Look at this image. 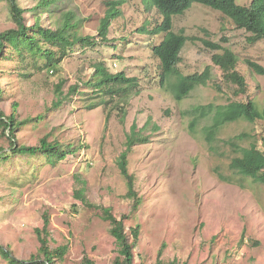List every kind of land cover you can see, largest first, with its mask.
<instances>
[{"label":"rangeland","instance_id":"obj_1","mask_svg":"<svg viewBox=\"0 0 264 264\" xmlns=\"http://www.w3.org/2000/svg\"><path fill=\"white\" fill-rule=\"evenodd\" d=\"M38 1L17 0L26 24L39 19L55 29L70 11L79 20L77 33L93 36L95 44L73 46L52 72L42 68L45 57L35 48L0 59V111L9 115L16 103V119H32L16 127V144L37 145L45 137L74 149L54 163L42 154L0 160V246L18 260L12 263L0 253V264H30L40 245L35 229L44 226L45 216L50 247L66 246L53 264H114L119 247L103 207L117 217L128 215L124 229L132 241L133 264H264V170L255 179L228 170L234 136L247 133L250 138L237 143L247 146L252 140L264 149V118L225 123L211 143L204 132L210 118L189 127L195 105L252 100L264 110V75L246 65L249 59L264 66V40L248 41L250 34L229 17L200 3L174 15L172 30L189 37L178 72L200 73L206 66L210 71L206 85L178 101L170 87L158 84V60L151 49L163 33L152 29L162 17L150 0H120L104 40L98 27L110 2L119 0H56L46 9L35 8ZM14 26L8 4L0 0V31ZM202 39L236 54L244 93H236L237 85L224 78L211 60L214 50ZM98 62L110 73L135 77L139 92L128 98L101 96L86 86ZM60 80L62 95L56 92ZM74 85L77 90L71 92ZM132 125L148 138L127 156L141 199L136 210L133 199L125 197L128 185L118 167ZM9 148L7 131L0 127V153ZM82 188L85 201L76 194ZM135 224L140 229L133 242L129 229ZM37 261L41 264L43 257L37 255Z\"/></svg>","mask_w":264,"mask_h":264},{"label":"trees","instance_id":"obj_2","mask_svg":"<svg viewBox=\"0 0 264 264\" xmlns=\"http://www.w3.org/2000/svg\"><path fill=\"white\" fill-rule=\"evenodd\" d=\"M9 7L10 15L14 22V27L0 31V59L10 58L11 56L24 55V50H32L35 48L39 54L45 57L42 68L47 71H56L59 63L68 56L70 49L75 45L81 47L92 46L95 44L93 36H81L77 33L79 20L70 11L64 13L61 23L55 28L44 27L36 19L33 24L28 25L24 20V10L18 5L17 0H4ZM56 0H39L35 8H50ZM152 4L161 14V22L152 29V33H163L161 40L152 46V53L158 60V84L161 87H170L174 98L178 101L182 100L189 93L200 85H206L210 78L209 67L206 66L202 72L192 73L188 75H180L177 69V63L180 60V52L185 42L189 40L183 32H175L172 30V17L182 14L193 3H200L212 9L221 11L229 17L237 28L244 29L250 35L248 41L255 42L264 40V0H251L248 5H239L235 0H151ZM122 2L111 1L110 6L105 12L100 25L98 27V36L104 40L107 38L108 26L110 19L119 14L118 6ZM139 31L143 32L141 28ZM46 46H40V43ZM203 44L214 53L211 55L212 62L219 66L223 71L225 79L237 85L236 93H244L246 91V81L244 77L237 72L236 65L238 58L236 54L229 48L221 46L207 39H202ZM56 47L57 49H52ZM246 65L249 69L259 75H264V66L258 62L246 59ZM94 71L84 84L93 91H97L101 96L117 95L119 98H128L132 94L139 92V86L135 77H128L122 71L110 73L103 62L93 65ZM63 80L56 86L57 94L62 95L61 86ZM71 92L77 90V85L71 87ZM2 89L0 86V100L2 98ZM60 100L56 102L59 104ZM16 103L12 105V111L9 115H4L0 111V127L3 132L7 131L10 139L9 151L0 153V160H7L15 154H42L47 157L49 162H56L66 158L68 153L74 151L70 145L64 146L58 141L53 143L46 141L45 137L41 138L37 145H17L14 139V131L19 124L28 122L32 119L18 121L15 117ZM192 119L189 127L194 129L198 120L202 118H210L209 125L204 127L205 139L211 143L218 129L228 122L238 120H246L254 122L257 119L264 118V110L257 108L252 100L247 101H230L225 104L207 103L203 105H195L191 108ZM247 133H240L229 139L232 151L235 153L228 163V170L236 175L255 179L264 170V149L257 146L255 141L250 140L247 146H242L236 140L249 139ZM148 142L147 136L142 134L140 130H136V126L132 125L129 134L126 137L125 149L118 157V167L121 174L125 177L128 190L125 197L133 199L132 208L136 210L141 203L140 197L136 194L133 187V175L128 172L127 156L132 146ZM264 144V142H263ZM77 197L84 200L83 188L77 191ZM103 219L110 223V233L115 238L119 247V256L114 264H133L132 241L130 242L124 229V220L128 215L121 214L119 217L112 214L109 207H103ZM48 218L44 217V226L36 228V234L40 242L37 254L33 255L30 264H37V255L43 257L41 264H53L55 259L62 258L66 246L51 248L48 243L49 232L47 230ZM139 224L130 227V235L133 242L139 235ZM162 249L159 251V255ZM0 253L12 263L18 260L12 258L7 250L0 246ZM28 264L26 261H21ZM90 264V263H89Z\"/></svg>","mask_w":264,"mask_h":264},{"label":"clouds","instance_id":"obj_3","mask_svg":"<svg viewBox=\"0 0 264 264\" xmlns=\"http://www.w3.org/2000/svg\"><path fill=\"white\" fill-rule=\"evenodd\" d=\"M150 1H151V0H150ZM151 4H152V2H151ZM152 6H154V5L152 4ZM154 7H155V6H154ZM190 7H191V6H190ZM155 8H156V7H155ZM156 9H157V8H156ZM186 10H187V9H186ZM186 10H185V11H186ZM185 11H184V12H185ZM184 12H183V13H184ZM172 18H173V17H172ZM151 50H152V49H151Z\"/></svg>","mask_w":264,"mask_h":264}]
</instances>
